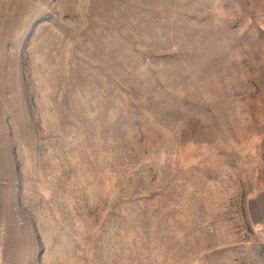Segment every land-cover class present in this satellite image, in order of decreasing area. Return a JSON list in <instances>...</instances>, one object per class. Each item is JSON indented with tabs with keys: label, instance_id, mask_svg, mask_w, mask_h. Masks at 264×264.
Returning <instances> with one entry per match:
<instances>
[{
	"label": "rangeland",
	"instance_id": "1",
	"mask_svg": "<svg viewBox=\"0 0 264 264\" xmlns=\"http://www.w3.org/2000/svg\"><path fill=\"white\" fill-rule=\"evenodd\" d=\"M0 264H264V0H0Z\"/></svg>",
	"mask_w": 264,
	"mask_h": 264
}]
</instances>
